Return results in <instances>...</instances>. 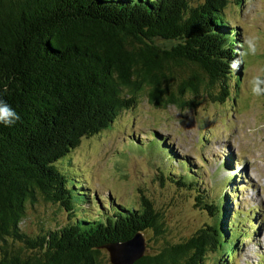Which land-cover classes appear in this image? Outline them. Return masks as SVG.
<instances>
[{
	"label": "trees",
	"instance_id": "1",
	"mask_svg": "<svg viewBox=\"0 0 264 264\" xmlns=\"http://www.w3.org/2000/svg\"><path fill=\"white\" fill-rule=\"evenodd\" d=\"M227 2L0 0V99L20 117L11 126L0 123V264H103L106 245L139 231L163 232L160 213L146 195L139 207L116 202L106 215L108 207L99 203L94 216L34 233L22 223L28 204L38 199L77 216L88 211L76 208L73 197L85 186L73 192L70 170L59 163L82 138L111 127L140 94L156 106L180 108L191 104L188 94L201 90L220 100L230 95L226 82L240 79L244 46L240 28L224 16ZM161 145L166 153L155 152L162 164L176 163L166 179L193 191L195 205L211 222L133 264H203L209 251L219 249L224 259L218 264L231 263L241 236L234 235L235 227L248 217L240 218L238 210L227 222V201L239 179L223 183L218 193L201 189L198 170L166 142Z\"/></svg>",
	"mask_w": 264,
	"mask_h": 264
},
{
	"label": "rangeland",
	"instance_id": "2",
	"mask_svg": "<svg viewBox=\"0 0 264 264\" xmlns=\"http://www.w3.org/2000/svg\"><path fill=\"white\" fill-rule=\"evenodd\" d=\"M223 12L230 24L240 28L244 46L240 79L226 82L230 95L220 100L201 90L199 95L188 94L191 104L180 108L156 106L146 93L140 94L138 103L123 110L111 127L82 138L59 163L70 170L66 176L73 192L85 186L82 195L74 192L73 197L76 208L88 207V211L77 216L75 210L38 199L28 204L24 230L34 233L81 216H94V206L99 203L108 207L106 215L116 202L139 207L146 195L159 211L164 230L161 234L144 232L145 253H157L165 242L173 244L190 237L211 218L195 205L193 191L166 179L176 163L163 165L162 155L155 152L166 153L161 145L164 141L178 159L198 170L201 189L218 193L223 183L239 179L236 191L232 186L234 196L227 201L231 204L227 222L233 221L238 210L240 218L248 217L241 222L235 219L234 235L239 231L241 236L236 257L229 264H264V95H254L249 84L264 69V0H228ZM219 86L213 89L215 97L221 91ZM141 138L145 139L143 145L137 142ZM223 252L209 251L203 264H218L224 259ZM102 260L112 264L106 249Z\"/></svg>",
	"mask_w": 264,
	"mask_h": 264
},
{
	"label": "water",
	"instance_id": "3",
	"mask_svg": "<svg viewBox=\"0 0 264 264\" xmlns=\"http://www.w3.org/2000/svg\"><path fill=\"white\" fill-rule=\"evenodd\" d=\"M105 247L112 264H133L144 255L146 240L143 232L139 231L125 241L108 244Z\"/></svg>",
	"mask_w": 264,
	"mask_h": 264
},
{
	"label": "clouds",
	"instance_id": "4",
	"mask_svg": "<svg viewBox=\"0 0 264 264\" xmlns=\"http://www.w3.org/2000/svg\"><path fill=\"white\" fill-rule=\"evenodd\" d=\"M253 47L254 45H250ZM251 92L256 95H264V69L261 70V75H256L249 81ZM20 117L18 113L4 100L0 99V123H3L6 126H11Z\"/></svg>",
	"mask_w": 264,
	"mask_h": 264
}]
</instances>
